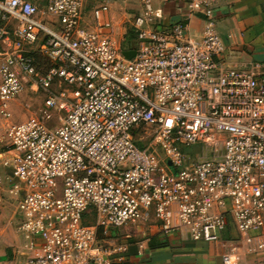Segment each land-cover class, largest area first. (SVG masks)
<instances>
[{"label":"built area","instance_id":"built-area-1","mask_svg":"<svg viewBox=\"0 0 264 264\" xmlns=\"http://www.w3.org/2000/svg\"><path fill=\"white\" fill-rule=\"evenodd\" d=\"M138 1L127 58L107 1L89 15L82 0H0V234L11 205L21 264H131L100 230L154 221L227 243L221 264H264V71L228 64L212 0H166L199 15L198 35ZM27 84L41 117L8 124Z\"/></svg>","mask_w":264,"mask_h":264},{"label":"crops","instance_id":"crops-1","mask_svg":"<svg viewBox=\"0 0 264 264\" xmlns=\"http://www.w3.org/2000/svg\"><path fill=\"white\" fill-rule=\"evenodd\" d=\"M126 1L124 0L125 3ZM82 2L90 15L94 7L89 9L85 1ZM108 3L114 31H119L122 35L121 23L112 13V3ZM155 7L159 13L156 18L159 26L182 21L188 23L191 34L200 33L202 22L199 15L190 16L185 1L155 0ZM212 7L217 32L225 45L224 56L228 64L246 69L257 63L264 71V0H212ZM134 9L138 15L139 4L134 5ZM13 209L11 205H7L2 210L1 221L5 223L10 220L11 224L0 234V264L22 262L18 252L21 238L13 232L17 222L12 214ZM152 230L155 233L142 242H129L131 264H221V254L227 250V243L194 242L180 232L163 234L157 224ZM156 235L159 240L166 242L165 245H148L150 237ZM222 236L225 240H230L235 235L227 230Z\"/></svg>","mask_w":264,"mask_h":264},{"label":"rangeland","instance_id":"rangeland-1","mask_svg":"<svg viewBox=\"0 0 264 264\" xmlns=\"http://www.w3.org/2000/svg\"><path fill=\"white\" fill-rule=\"evenodd\" d=\"M34 3L39 4L42 0H32ZM85 4L89 9L97 6L102 2H110L112 3V13L115 14V19L121 23L123 28V33L120 35V32H116V38L120 41L123 39V35L128 26H132V21L134 16L136 15V11L134 9V5L139 4L138 0H127L126 3L124 0H84ZM139 8L141 6L139 4ZM124 13V14H123ZM39 67H44L47 65V62L44 59L38 60ZM45 100V93L38 89L37 91L33 90L30 84H27L24 89L19 92L13 99L8 101L7 110L10 113V117L8 119V124H18L28 119L30 115H39L38 109L43 106ZM63 114L60 112H53L52 117L50 119L42 118L44 124L48 128H54L59 125V116ZM139 136V135H138ZM146 144L149 140H151V135L146 133L143 134ZM154 147L158 152L159 157L163 156V151L160 149L159 144L154 143ZM190 151V150H189ZM93 219L89 220V223H93ZM154 221L143 222L138 221L135 225H128L126 227H122L119 229H108L105 234L104 239L106 241H111L114 244H121L124 242H130L132 244H136L142 242L144 239H147L150 235L154 234L155 231L152 230L155 226ZM185 236L184 234H182ZM107 245V243H106Z\"/></svg>","mask_w":264,"mask_h":264},{"label":"trees","instance_id":"trees-1","mask_svg":"<svg viewBox=\"0 0 264 264\" xmlns=\"http://www.w3.org/2000/svg\"><path fill=\"white\" fill-rule=\"evenodd\" d=\"M41 3H42V1H40L39 4H41ZM120 43H121V48L124 51L135 49V47H136V33H135V30L132 26H128L126 28L125 33L123 35V39L121 40ZM38 60H40L39 57H38ZM142 132H143V130H139L138 132H134V136H135L136 142L139 145V147L144 146V143L137 139L138 135H140V133H142ZM90 219L94 220L93 212L86 214V218H85L84 222L89 223ZM105 237H107V236H104L102 234V231L100 230L99 238H105ZM165 243L166 242L164 240H159L157 238V235L151 236L149 241H148V245L150 247L163 246V245H165Z\"/></svg>","mask_w":264,"mask_h":264},{"label":"water","instance_id":"water-1","mask_svg":"<svg viewBox=\"0 0 264 264\" xmlns=\"http://www.w3.org/2000/svg\"><path fill=\"white\" fill-rule=\"evenodd\" d=\"M123 53L127 58H131L135 54V51L134 50H127V51H124Z\"/></svg>","mask_w":264,"mask_h":264}]
</instances>
